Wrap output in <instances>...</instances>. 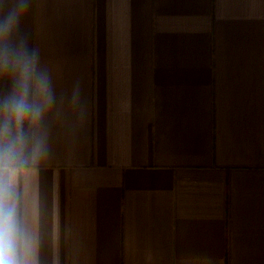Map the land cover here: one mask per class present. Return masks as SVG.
Listing matches in <instances>:
<instances>
[{
  "label": "crops",
  "instance_id": "crops-1",
  "mask_svg": "<svg viewBox=\"0 0 264 264\" xmlns=\"http://www.w3.org/2000/svg\"><path fill=\"white\" fill-rule=\"evenodd\" d=\"M26 4L7 43L52 102L0 159L20 264H264V0Z\"/></svg>",
  "mask_w": 264,
  "mask_h": 264
},
{
  "label": "clouds",
  "instance_id": "clouds-1",
  "mask_svg": "<svg viewBox=\"0 0 264 264\" xmlns=\"http://www.w3.org/2000/svg\"><path fill=\"white\" fill-rule=\"evenodd\" d=\"M26 8V0H20L0 15V75L13 78L12 90L0 98V159L22 157L29 143L25 125H35L52 102L49 79L37 70L35 54L7 43ZM22 240L11 186L0 182V264H20L17 248Z\"/></svg>",
  "mask_w": 264,
  "mask_h": 264
}]
</instances>
